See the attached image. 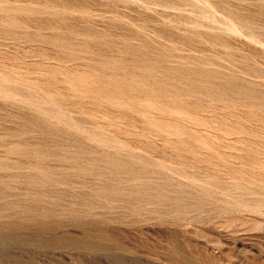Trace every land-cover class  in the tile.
<instances>
[{
    "label": "rangeland",
    "instance_id": "rangeland-1",
    "mask_svg": "<svg viewBox=\"0 0 264 264\" xmlns=\"http://www.w3.org/2000/svg\"><path fill=\"white\" fill-rule=\"evenodd\" d=\"M263 97L259 0H0V264H264Z\"/></svg>",
    "mask_w": 264,
    "mask_h": 264
},
{
    "label": "bare ground",
    "instance_id": "bare-ground-1",
    "mask_svg": "<svg viewBox=\"0 0 264 264\" xmlns=\"http://www.w3.org/2000/svg\"><path fill=\"white\" fill-rule=\"evenodd\" d=\"M259 5L262 7V6H264V0H259ZM236 18V20L235 21H232V20H227L226 21V23H225V27L227 28V29H230V30H232V31H237L238 29H239V26H240V24H242V26L244 27V28H250V27H248V23L244 20V19H242V18H240V17H238V16H236L235 17ZM253 39H255L254 37H253ZM257 39V38H256ZM247 96H248V98L249 97H255L256 96V94H253L252 92L251 93H247L246 94ZM258 97V96H257ZM247 98V97H246ZM264 98V97H263ZM256 99V98H255ZM260 99V98H259ZM260 101V100H259ZM263 102V101H262ZM78 159V158H77ZM72 161V160H71ZM74 161H76V160H74ZM93 161V160H92ZM77 162V161H76ZM78 165H79V163H77ZM160 166V165H159ZM113 167V166H112ZM111 168V167H110ZM118 168V167H117ZM162 168V167H161ZM40 170V169H39ZM132 169H130L129 170V173H132L133 171H131ZM38 171V170H37ZM106 171V170H105ZM114 171V170H113ZM121 171V170H120ZM42 172V171H41ZM107 172V171H106ZM37 173H39V172H37ZM97 174V173H96ZM38 175V174H37ZM42 175H44V174H42ZM133 176H134V174H132ZM34 176V175H33ZM39 176H40V174H39ZM112 176V175H111ZM45 178H46V176H44ZM130 178H131V176H130ZM101 179V178H100ZM34 180V179H33ZM41 180V179H40ZM39 180V181H40ZM45 181V180H44ZM51 181V180H50ZM100 182L102 181V180H99ZM34 182V181H33ZM36 183V182H35ZM34 183V184H35ZM43 183V182H42ZM45 183V182H44ZM188 183V182H187ZM192 183V182H191ZM117 184V183H116ZM106 185V186H105ZM105 185H101V187L103 188V192H104V190L106 191V192H108V193H110L111 194V191H112V189H113V187H110V186H107V184H105ZM118 187V186H117ZM190 187V186H189ZM193 187V186H192ZM129 188H131L130 190H129V195L131 196V197H133V198H136L137 196H139V197H141V198H144V200L146 201V203H155L156 205H158V206H160L161 207V205H163L164 206V204H165V200L166 199H164L163 198V193H164V191H163V189L162 190H160L159 189V187H157V188H155L154 190H151V188H149L148 186H143V190L141 189H135V186L133 187V186H130ZM186 188V187H185ZM193 189V188H192ZM3 191V190H2ZM119 192V191H118ZM101 193V192H100ZM182 193V192H181ZM38 194V193H37ZM112 194H114L113 192H112ZM183 195V194H182ZM180 197V196H179ZM137 200V199H136ZM16 201V200H15ZM13 203V202H12ZM175 206V205H174ZM176 206H177V204H176ZM168 208V207H167ZM90 230V229H89ZM88 233V232H87ZM87 235V234H86ZM106 236V235H105ZM87 237V236H86ZM91 237V236H90ZM65 239V238H64ZM98 241H99V238L98 239H95L94 241H92V242H89V241H85V243L84 242H82V243H84V245H98ZM80 242V241H79ZM104 242V241H103ZM81 244V243H80ZM105 244V243H104ZM83 245V246H84ZM136 263H138V261H136Z\"/></svg>",
    "mask_w": 264,
    "mask_h": 264
}]
</instances>
